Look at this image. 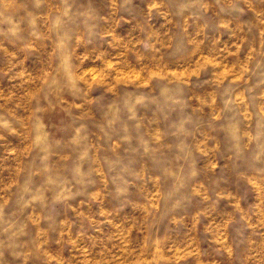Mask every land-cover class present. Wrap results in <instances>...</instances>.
<instances>
[{
  "label": "rangeland",
  "instance_id": "rangeland-1",
  "mask_svg": "<svg viewBox=\"0 0 264 264\" xmlns=\"http://www.w3.org/2000/svg\"><path fill=\"white\" fill-rule=\"evenodd\" d=\"M0 264H264V0H0Z\"/></svg>",
  "mask_w": 264,
  "mask_h": 264
}]
</instances>
